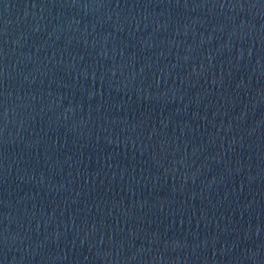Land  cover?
I'll return each mask as SVG.
<instances>
[{
	"label": "water",
	"instance_id": "95a60500",
	"mask_svg": "<svg viewBox=\"0 0 264 264\" xmlns=\"http://www.w3.org/2000/svg\"><path fill=\"white\" fill-rule=\"evenodd\" d=\"M0 264H264V0H0Z\"/></svg>",
	"mask_w": 264,
	"mask_h": 264
}]
</instances>
